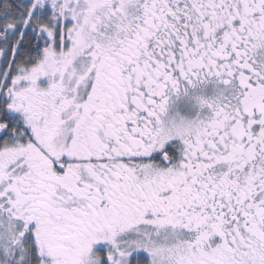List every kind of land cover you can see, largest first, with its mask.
Masks as SVG:
<instances>
[{
    "label": "snow or ice",
    "instance_id": "1",
    "mask_svg": "<svg viewBox=\"0 0 264 264\" xmlns=\"http://www.w3.org/2000/svg\"><path fill=\"white\" fill-rule=\"evenodd\" d=\"M0 264H264V0H0Z\"/></svg>",
    "mask_w": 264,
    "mask_h": 264
}]
</instances>
